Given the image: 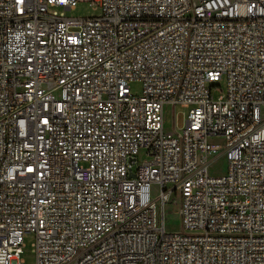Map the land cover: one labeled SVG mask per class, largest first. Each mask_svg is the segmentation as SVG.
Masks as SVG:
<instances>
[{"label":"built area","instance_id":"built-area-1","mask_svg":"<svg viewBox=\"0 0 264 264\" xmlns=\"http://www.w3.org/2000/svg\"><path fill=\"white\" fill-rule=\"evenodd\" d=\"M262 107L264 0H0V264H264Z\"/></svg>","mask_w":264,"mask_h":264},{"label":"rangeland","instance_id":"rangeland-1","mask_svg":"<svg viewBox=\"0 0 264 264\" xmlns=\"http://www.w3.org/2000/svg\"><path fill=\"white\" fill-rule=\"evenodd\" d=\"M98 10L90 8L87 3H78L76 8L67 13V16L71 17H90L98 15ZM211 96L214 100L225 95L226 82L224 78L218 79L215 83L211 85ZM130 90L133 95H140L141 93V83L132 82L130 83ZM188 110L177 105L175 107H165L164 108V131L169 132L171 130L179 131L184 124L185 116ZM262 115H264V107H262ZM217 145L222 144V140H216ZM227 163L224 158H219L213 161L209 166V174L211 176L223 175L226 171ZM159 193V188L156 185L151 187V198L156 199ZM165 229L168 233H178L181 231V218L179 215L178 201L171 200L165 206ZM34 235L31 233H26L22 237V253L20 254L21 264H35V254H34Z\"/></svg>","mask_w":264,"mask_h":264}]
</instances>
